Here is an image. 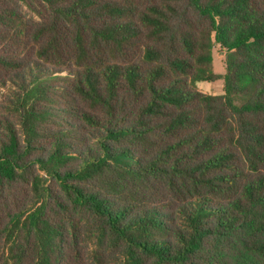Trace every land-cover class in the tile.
Masks as SVG:
<instances>
[{"label": "trees", "instance_id": "obj_1", "mask_svg": "<svg viewBox=\"0 0 264 264\" xmlns=\"http://www.w3.org/2000/svg\"><path fill=\"white\" fill-rule=\"evenodd\" d=\"M0 92V264H264V0H0Z\"/></svg>", "mask_w": 264, "mask_h": 264}, {"label": "rangeland", "instance_id": "obj_2", "mask_svg": "<svg viewBox=\"0 0 264 264\" xmlns=\"http://www.w3.org/2000/svg\"><path fill=\"white\" fill-rule=\"evenodd\" d=\"M224 58L225 53L218 47H215L212 52V67L216 74L222 76L224 74ZM195 89L211 95H222L223 94V79L218 78L213 82H197L195 83ZM1 94V92H0Z\"/></svg>", "mask_w": 264, "mask_h": 264}]
</instances>
